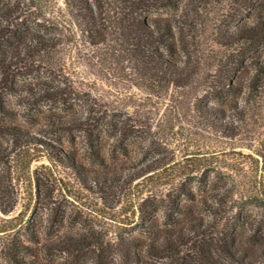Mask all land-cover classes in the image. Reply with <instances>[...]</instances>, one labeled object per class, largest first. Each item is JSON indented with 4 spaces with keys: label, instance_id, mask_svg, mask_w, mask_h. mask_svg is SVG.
Instances as JSON below:
<instances>
[{
    "label": "rangeland",
    "instance_id": "rangeland-1",
    "mask_svg": "<svg viewBox=\"0 0 264 264\" xmlns=\"http://www.w3.org/2000/svg\"><path fill=\"white\" fill-rule=\"evenodd\" d=\"M191 1L181 0L177 9L164 13L180 14L191 6ZM238 1L203 0L197 14L190 12L189 21L181 25L183 29L177 32V38L181 45L188 42L195 58L199 53L208 58L202 63L193 88L170 92L166 121L160 118L165 110L162 105L154 116L157 119L151 134L145 138L138 133L137 143L130 147H113V137L107 133L99 135L103 147H92L82 130H58L49 115L73 116V104L82 112L86 107L82 103L88 99L100 96L101 103L111 102L119 90L144 96L145 86L132 85L127 89L119 73L110 74L107 67L99 71L87 67L83 73L87 82L77 85L79 94H74L73 76L62 75L44 64L32 72L25 68H0V125L16 123L29 134L57 146L48 147L34 140L30 144H17L11 134L0 128V142L4 146L0 147L3 153L0 172L9 183L8 200L15 202L8 215L0 213V224L16 217L13 231L29 247L15 255L25 261L21 264H201L203 255L198 240L173 252L163 250L158 243L151 246L152 236L142 232L138 215L134 216L140 201L149 193L162 195L173 190L168 186L154 189L143 186V178L135 179L134 165L137 163L143 170L153 162L171 157L181 162L196 157L209 161L207 173H203L205 167L191 177L176 180L191 188L195 198L184 196V199L194 207H200L198 200L204 195L214 201L206 189L227 194L230 202L226 215L233 223L229 235L238 253L235 258L224 259L230 264H264V86L253 92L251 82L256 72L251 57L264 58V40L256 46L233 43L228 32L250 19L247 12L237 14L233 10ZM50 2L65 5L64 0ZM0 5L5 7L0 17V25L4 26L0 53L11 56L14 45L10 41L14 40H9L8 29L34 20L36 15L30 11L28 0H0ZM182 54L187 56V50ZM237 62L240 66H236ZM216 69L234 74V83L241 89L226 86L222 98L209 99L205 77L208 72L215 74ZM42 79L61 85L66 92L63 98H33L28 87L38 90ZM92 79L97 83L93 84ZM201 97L203 102L223 109L221 118L235 124L232 133L213 127L202 116L200 107L195 109L193 102H201ZM235 101L240 111L232 105ZM114 107L133 111L131 105L126 108L116 103ZM146 140H155L157 144L145 147ZM73 156L81 166H73ZM166 210L162 206L156 214L161 229L172 227L166 225ZM206 216L214 217L212 213ZM173 217L181 219L174 227L175 232L187 235L188 218L176 212ZM91 229L102 232L106 243L110 241L107 255L102 258L98 248L93 245L77 248L68 237ZM121 235L139 236L145 242L126 249L118 243ZM15 256L6 237L0 235V264H18Z\"/></svg>",
    "mask_w": 264,
    "mask_h": 264
},
{
    "label": "trees",
    "instance_id": "trees-1",
    "mask_svg": "<svg viewBox=\"0 0 264 264\" xmlns=\"http://www.w3.org/2000/svg\"><path fill=\"white\" fill-rule=\"evenodd\" d=\"M50 1L28 0L30 11L36 15L35 19L8 29L11 38L9 40H14L10 41L14 45L13 54L8 56L0 53V68H25L32 72L44 64L67 77L72 75L73 93L79 94L77 85L87 82L83 74L85 68L99 71L107 67L110 74H120L121 82L127 89L139 84L146 89L144 96L119 90L111 102L107 100L101 103L100 96L88 99L82 103L86 106L82 112L73 104V116L67 117L60 113L49 115L53 126L58 130H82L92 147H103L99 142L101 133L113 137V147H130L132 143H137L138 138L135 137L139 136L138 133L147 138L146 135H150L154 129L157 109L165 105L163 117L160 118L163 122L166 121L169 115L166 109L169 106L170 92L181 88L189 91L193 88L202 63L208 58L200 53L195 58L189 51L188 42L185 41V44L181 45L177 38V32L183 29L181 25L189 21L190 12L198 13L203 0H192L191 6H186L180 14H165L164 11L177 9L181 0H64V6L54 5ZM4 10L5 7L0 5V17ZM233 10L237 11V14H243L245 11L250 18L236 24L234 29L228 32L234 40L233 43H251L256 46L264 40V0H240ZM3 28L4 26L0 25V37ZM2 41L3 36L0 38V49ZM184 50H187V56L182 54ZM251 61L256 71L251 80L254 92L259 91L262 84L264 86V58L252 56ZM235 64L240 66L239 62ZM227 73L229 72L219 69L212 75L208 72L205 79H208L209 89L206 95H211L209 99L212 96L222 98L226 86L233 90L241 89L237 82L234 83V74ZM39 82L36 87L38 90L28 87L33 98L56 100L63 98L66 93L64 88L54 84L53 80L42 79ZM92 83L96 84V79H92ZM184 94L186 93L183 91ZM200 101L193 102V106L195 109L200 107L206 121L220 131L233 132L235 124L221 118L222 108L208 104V101L203 102L202 97ZM116 103H121L126 108L131 105L133 111L130 112L125 107L116 108ZM232 105L240 111L237 101L232 102ZM0 128L4 133L11 134L17 144H30L34 140L48 147H57L50 140L29 134L16 123H4ZM145 143V147H155L157 144L155 140H146ZM0 147H4L1 142ZM2 155L0 149V156ZM73 162V166H81L75 161V156ZM208 162L207 159L199 157L188 159L187 162L176 161L171 157L153 162V165L143 170L136 163L133 167L135 179L143 178V186H150L152 189L168 186L173 190H168L162 195L149 193L140 201L134 216L138 215L137 220L142 232L152 236L149 245L158 243L162 245L163 250L173 252L181 245L198 240V247L203 255L201 264H230L225 259L235 258L238 251L234 250L235 247L231 243L233 237L229 235L233 223L229 222L226 215L230 202L227 194L220 190L206 189L214 201H209L204 195L198 200L200 207L196 208V205H191L184 199V196L195 198L191 188L184 182H176L177 178L191 177L200 172L208 166ZM208 168L210 167H206L203 173H207ZM1 173L0 213L8 215L14 209L15 202L8 200L9 183L5 182ZM115 174L117 175V172ZM162 206L167 209L166 225L172 224V227L161 229L159 226L156 214ZM175 212L188 218L187 235L182 231L175 232L174 227L181 221L173 217ZM204 212L212 213L214 217H207ZM15 219L16 217L6 219L0 224V235L6 237L14 256L29 248L13 231L17 226V222L13 223ZM29 230V233L33 234V230L27 228V231ZM68 237L77 248L93 245L103 253L100 254L101 258L107 255L106 249L110 241L106 243L104 234L98 230L73 233V236ZM144 242L139 236L129 235H121L118 240L126 249L140 247ZM15 261L18 264L25 263L16 256Z\"/></svg>",
    "mask_w": 264,
    "mask_h": 264
}]
</instances>
